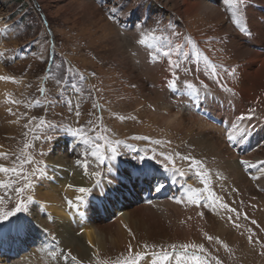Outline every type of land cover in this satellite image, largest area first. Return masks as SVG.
<instances>
[{
    "label": "rangeland",
    "instance_id": "1",
    "mask_svg": "<svg viewBox=\"0 0 264 264\" xmlns=\"http://www.w3.org/2000/svg\"><path fill=\"white\" fill-rule=\"evenodd\" d=\"M86 1L91 12L89 16L94 17L93 22L90 23L84 20L82 12L77 7L78 4L83 2L82 0H0V53H3V56H0V67L3 70V76L13 77L16 81L15 83L11 81L4 83L1 81V83L8 84L5 87L6 96H8L7 98L5 97V102L8 105L6 109L11 108L13 112L8 118L14 119V121H17L18 117L20 118L15 135H9L7 132L4 133L0 130V147L2 148L0 152L3 151L9 154L6 160L0 159V164L12 167L16 156L23 149L24 143L31 141L33 147L28 149V153L32 155L34 161H42L43 164L41 165H46V156L51 152L54 144L56 147L59 142L57 140L59 135L62 132L70 134L67 131L68 129L78 127L85 129L89 139L94 140L96 136L104 137L105 139L100 141L101 144L106 141H122L123 144L115 145L113 143L112 146L118 150L116 160H122L126 165L127 162H131L137 156V152L130 151V149H137L142 155L147 153V155H151V151L145 153V150L153 148L157 152H171L174 154L175 151L167 148L166 144V146L160 147L150 144L147 140L132 139L140 136L155 140V138L158 139L156 136L161 135L160 131H155L153 135H149V133L139 130L141 126L139 122L142 123L140 119H143L138 116L139 108L143 107L152 114L157 112L154 110L152 98L155 95L160 96L161 89L158 88V84L161 80L168 83L172 79L173 72L178 77L176 81L178 89L183 90L185 82L192 83L200 89L201 93L210 94V96L219 100L221 105H224V101H227L226 103L233 106L231 100L226 98L233 95L234 89L236 90L240 86V81L245 76L240 71L239 65L236 64L239 61L233 53L228 52L226 43L221 41V38H224L225 35L228 36L225 29L226 26H230L238 39L243 40L244 44H248L253 36L248 23L249 17H255L257 22L264 23L260 18L261 16L264 17V0H246L244 5H237L240 9L238 19L243 18L246 20L242 27L247 25V33L241 31L240 24L233 23L232 13L234 8L228 0H218L219 8L212 7L221 16H216L215 14L204 15V13L184 15L185 8L183 3H195L197 0H176L177 4L174 8L166 4L164 0H127L129 3L126 0H122L125 3L121 0L120 2L119 0ZM209 1L211 2L212 0ZM120 4H124V7L117 15V19H109V9ZM132 5L146 10V16L143 20L135 19L128 15ZM251 13H254V15H251ZM125 18L128 19L129 24L126 31L125 29L122 31L120 26H118V22ZM169 25H171V29H169ZM153 28L157 29L155 35L167 37L172 41V45L180 44L182 48L179 51H175L172 45L167 47L162 45L165 51L171 52L168 57H164L160 52H156L153 49L152 56L155 59L150 57L152 65L159 64L161 67L158 65L159 67L152 69V71L148 69L151 65L147 67V62L142 60L143 54L141 53L142 57L138 56L137 60L141 61L139 66L142 69L140 70L139 66H135L137 74L140 76V81L131 83L133 76H130L127 67L120 63L121 59H118L115 54L113 56L109 54L110 41L118 39L119 43H121V40H125L122 34L126 32L134 30L141 35L142 30L146 31ZM173 33L176 35H173ZM132 36L134 37V33ZM185 37H190L192 43L189 44ZM139 39L140 37H136L135 42H138ZM131 43L135 44L133 41ZM130 44L123 49L130 60L129 63H135V58L137 57L136 49L134 50ZM146 50L149 53V49L146 48ZM258 51L262 52L261 50ZM121 57L123 56L121 55ZM169 60L172 61L173 65L179 63L180 67L170 68ZM205 60H207V63H205ZM213 67L218 74L217 76L212 74ZM143 68H147L148 72ZM233 69L235 72L232 75L225 71ZM142 72H145L146 77ZM146 78L149 80L150 87H147L143 81ZM58 80L61 81L60 84H57ZM259 81L263 85L261 86L262 88L257 89L255 95H262L257 100H263L264 78ZM222 85L224 86L223 88L221 87ZM41 86L45 89L44 96H41L39 91ZM204 86L207 87L205 88ZM225 88L230 91H226ZM171 95L173 96L172 100L177 96L179 100L188 99L184 95L174 93ZM208 97L209 95L205 98ZM205 98L196 100L204 101ZM11 100L20 101V104L12 103ZM37 100L41 102L39 106L25 107L26 104H34ZM232 102L235 103L234 100ZM138 104L139 106L137 107ZM254 104L248 107L245 106L243 109L238 108L241 107V104L237 105V109L234 110L233 108L234 116L238 115L236 112L238 109L241 113L249 111L248 109H254L255 111L252 112L254 117L259 120L264 119L262 117L264 116V102L261 101ZM77 105L79 106V117L76 116ZM199 105L202 106L203 104ZM215 111L212 105L211 112ZM32 117L43 118L49 124L57 126L54 131L47 133V140L42 136L40 140L32 141L31 133L27 137L24 136L26 129L23 125L28 123V120ZM10 119H5V123H9ZM35 123H38V119L33 122V126ZM0 127L6 126L1 124ZM179 139L178 141H180ZM182 145V143H179L180 147ZM78 146L86 150L82 144L79 143ZM75 156L76 159L82 158L79 155ZM91 161L92 158L89 157L88 168L95 169ZM145 162L156 163L158 168L163 170L161 165L154 160L138 161V164H144ZM184 163L186 164L181 166L187 169L188 164L187 162ZM107 164L106 162L102 167L106 169ZM34 166L36 165H27L25 171L31 173ZM44 174L45 172H42L38 177L32 178L33 187L27 189L23 193V197H18L14 190L15 187H22L23 181L14 185L8 195H4V190H0V195L4 197L3 201L0 202V208L4 210H11L21 198L27 203V197H32V202L27 203L28 211H22L14 216L20 218L27 227H31V223L36 224L30 216L33 212H36V210H33V206L36 205L39 210H42L44 216L47 214L41 202L35 199V197H38L46 200L44 198L46 186L42 179ZM187 177L189 178L187 179ZM44 178H46V175ZM191 178H193V181ZM3 179L5 177L0 175V180ZM182 179L178 177L180 182L178 192L182 194L180 197L185 196L184 192H187V183L189 181H191V186H195V189L203 187L198 179L190 174L184 177V181ZM216 180L218 181L217 176ZM209 182H213L210 176ZM146 196H149V194L147 193ZM222 196L229 200L236 197L231 192H225ZM151 199L154 202H159L158 197H151ZM257 199L254 198L251 201L256 202ZM205 202L207 201H201V205L197 206L198 210L207 212L206 207L203 206ZM247 206L248 204L245 205V207ZM230 207L236 209L237 212L226 213L225 215L223 211L217 219L218 222L225 224L223 229L226 230L227 236L210 235L214 238H219L223 243L227 244V251L220 244L215 243V239L209 242L206 239V234L209 235L208 232H204L201 228L197 229L198 232L194 234V237L191 234L190 240L186 242L185 239L182 242L173 241L175 235L171 231L172 243L168 240L167 244L163 243L158 245L156 249L150 248L148 251L159 249L171 251L168 248L170 244L197 243L204 244L208 253L217 257L221 264H264V247L255 243L257 239L264 243V230L251 223L257 216L256 212H254V219H252L249 210L239 206L238 203ZM237 213L239 214V219H237ZM26 215H29L28 219L25 217ZM229 215L232 216V222L228 220ZM245 215H248L247 220L244 219ZM183 218L185 219L186 216L182 215L181 222L179 221L177 226L185 230L188 221H182ZM234 222L240 223L241 227L237 229L234 226ZM47 224L48 222L43 223L50 230L52 229L53 234H55L53 231L54 225L51 223H49L50 225ZM178 228L175 227L174 229L178 231ZM248 229L252 231L253 243H249ZM227 231L235 232L237 236L228 237ZM21 238L17 235L7 236L5 242L10 243V245L0 248V258L6 260L14 259L16 255L15 247H17L16 242L21 241ZM122 254L109 253L108 251L98 252L94 255L91 254V261L93 264H97V261L102 262V264H116L118 260L127 255L126 253ZM210 264H215V261H211Z\"/></svg>",
    "mask_w": 264,
    "mask_h": 264
},
{
    "label": "bare ground",
    "instance_id": "2",
    "mask_svg": "<svg viewBox=\"0 0 264 264\" xmlns=\"http://www.w3.org/2000/svg\"><path fill=\"white\" fill-rule=\"evenodd\" d=\"M82 1L77 5L79 11L82 12L84 20L89 23L93 22L94 17L89 16L91 12L87 1ZM164 1L172 8L177 4L176 0ZM217 1L197 0L195 3L184 2L185 11L183 14L194 15L196 13H204V15L215 14L216 16H221L213 9L219 8ZM131 12L133 13L131 17L135 19L143 20L146 16V10L137 6L132 5ZM251 15H254V13H251ZM259 15L261 16V14ZM260 18L264 21V17L261 16ZM245 22L246 20L241 18L238 23L234 24H240L242 27ZM248 23L253 32L250 43L244 44L243 40L238 39L230 26H226L225 29L228 36L225 35L224 38H221V41L226 43L228 52L233 53L239 61L236 64L239 65L240 71L245 76L240 81V86L236 90L234 89L233 93V99L236 100V104H241V107L236 106V108L240 109H243L245 106L248 107L251 104L255 105L254 103L256 102H264V99L257 100L262 95H255L257 89L263 85L259 80L264 78V53L254 51L256 50L255 48L259 50L263 48L264 50V23L257 22L255 17H249ZM128 24L127 18L118 22V26H120L122 31L123 29L126 31ZM133 33L134 37L132 36ZM122 36L125 40H121V43H119L118 39L110 41L111 44L108 52L111 56L115 54L118 59H121L120 63L124 64L127 67L129 75L133 76L131 83H136L140 81V76L137 74L135 67H138L141 63L140 60H137L138 56L142 57L143 54L142 60L147 62V67L151 65L148 68L151 71L160 65H152L146 47L135 42L136 37H140V34L132 30L122 34ZM132 41L135 44L131 43ZM129 44L134 50L136 49L137 57L135 58V63H129L130 60L125 55V50L123 49L127 48ZM139 68L140 70L142 69L140 66ZM0 69V75L3 76V70L1 67ZM148 69L145 68L144 70L147 71ZM143 75H145V72ZM143 81L147 87H150L147 78ZM2 82L7 83L6 81ZM4 83L0 81V125L2 124L6 127H0V130L4 133L7 132L9 135H15L14 133H16L20 122L15 123L14 119L8 118L11 116L6 109L8 105L5 102V97H8L6 96L5 87L8 84ZM158 85L163 95H155L152 98L154 110L157 112L152 114L143 107H140L138 116L143 119H140L142 123L139 122L141 124L139 130L149 133V135H153L155 131H160L161 135L156 137L159 140L170 141V144H166L167 148L184 155L190 154L192 157L202 160L210 173V177L213 179V182L210 183L211 190L216 195L222 197L223 203H227L230 206L231 203H238L239 206L249 210L252 219H254V212H256L257 216L254 220L257 223L255 225L264 230V197L254 189V185L259 187V189H264V174H254L258 178L255 184V179L253 181L249 180L243 174V169H247L248 167L241 164L242 160H247L251 164L264 161V148L260 147L251 154L241 156L240 150L243 149L239 141L235 143V147L233 148L227 146L226 132H223L222 128L221 130L217 128L219 126L213 127L196 117L195 115L198 114L196 107H191L189 109L191 112L185 110V108H180L178 97L172 100L173 96L167 83L161 80ZM6 90L8 89L6 88ZM247 112L245 114L252 115L253 119L245 122H250L257 129H264V124H262L264 123V119L259 120L254 117L252 112ZM245 114H239V116ZM201 116L207 120L208 113L201 114ZM5 119H10L9 123H5ZM178 138H180V141H178ZM57 140L59 142L56 144V147L54 144L53 150L51 149V152L46 156L47 164L40 166L43 172H45L42 179L46 186V191L44 192L46 200L34 196L36 200L41 202L47 214L44 216L43 211L39 210L35 205L32 208L36 212H33L34 214L32 213L30 216L36 224L31 223V227H27L18 217H11L4 222L0 221V247L4 246L1 240L4 239L6 234L22 237L21 241L16 242L17 247H15L16 255L14 259L6 260L0 258V264H63L61 258L58 257L56 260L51 258L49 253L52 251L60 253L70 252L71 255L76 256L81 261V264H93L91 260L92 255L95 253L108 251L109 253L127 254L129 243L132 244L134 252L137 250L144 251L140 247L143 243L158 246L163 243L167 244L168 240L171 242L173 238L172 232L175 235L173 241L182 242L185 239L186 242L190 240L191 234L194 237V234L198 232V228L203 229L204 232H208L209 235L227 236L226 230L223 229L225 224L217 221L219 210H221L219 207L213 209L209 204L205 208L208 211L205 212L198 210L196 205H187L186 203L176 204L173 202L172 197L181 198L180 195H182L181 193L178 194V176L175 177V183H169L167 178L163 179L167 187L161 192L154 190L153 184L143 178L139 169L146 166L149 169H157L158 164L149 162L138 164V161L134 159L131 162H127L126 165L122 160H116L114 165L109 164V167L113 168L110 175L102 166L97 168L91 161L95 169L88 168V175H85L84 169L78 167L76 164L78 159L75 158V155L82 156L85 151L83 148H79V142L71 134H65L64 132L59 135ZM179 143L183 145L180 147ZM177 163L179 166L186 164L179 161ZM98 170L101 172L102 186L93 188L91 194L85 198L80 210L73 211L68 207L66 200H73L75 202L77 193L74 191V188L68 186L92 187L95 181H92L91 172ZM261 171H264V165H261ZM156 174L164 175L161 169ZM45 175L46 178H44ZM216 176L220 182L216 180ZM191 180L193 181V178ZM182 181H184V178ZM134 182L137 184L134 185ZM190 184L191 181L187 183V185ZM192 184L194 183L192 182ZM192 188H195V186H192ZM147 190H151L155 194L157 193L156 197H159V202L149 203L148 199H141L140 197ZM225 192L235 194V199L229 200L223 198L222 194ZM254 198H258L256 202L251 201ZM246 204H248L247 207H245ZM198 213H203V216L201 217ZM182 215L186 216L182 221H188L185 230L177 226L178 222H181ZM25 217L28 219L29 215ZM47 222V225H50L49 223L54 225L53 231L55 234H53L52 229L50 230L48 226L43 225V223ZM34 225L36 226L34 227ZM175 227L179 230L174 229ZM129 230L132 235H129ZM229 232L228 237L236 235L235 232Z\"/></svg>",
    "mask_w": 264,
    "mask_h": 264
},
{
    "label": "snow or ice",
    "instance_id": "3",
    "mask_svg": "<svg viewBox=\"0 0 264 264\" xmlns=\"http://www.w3.org/2000/svg\"><path fill=\"white\" fill-rule=\"evenodd\" d=\"M228 2L233 5V23H238V17L240 15V9L237 7V5H244L246 3V0H228ZM124 7V4H120L119 6H113L109 9L110 15L109 19L116 20L117 15L122 11ZM139 7V6H137ZM133 13L131 11L128 12V15H132ZM118 22V21H117ZM169 29H171V25L168 26ZM157 29L153 28L151 30H142L140 39L138 40V44H140L143 47H146L149 49L150 57L152 59H155L154 56H152V50L155 49L156 52H160L164 57H168L171 52L165 51L164 47H167L169 45H172V41L168 39L167 37H162L155 35ZM241 31L247 33V29L245 27H241ZM250 34V33H248ZM173 35H176L173 33ZM185 40L191 44V38L185 37ZM162 45L164 47H162ZM173 50L179 51L182 48V45L176 44L172 45ZM0 56H3V53H0ZM205 63H207V60H205ZM169 67L170 68H179L180 64L176 63L173 65L172 61L169 60ZM228 71L229 75H232L235 70H225ZM212 74L214 76H217L215 68H212ZM178 77L175 75V72L172 73V79H170L167 83V86L169 90L177 95H184L189 98V100L194 101L196 99L205 98L207 93H201L200 89H198L194 84L185 82L184 89H178L176 86V81ZM0 81H11L15 83V79L10 76H0ZM61 81H57V84H60ZM205 88L207 86H204ZM224 87L223 85L221 86ZM226 91H230L229 89H226ZM41 96H44L45 89L43 86L39 89ZM12 103H15L17 105L20 104V101H11ZM40 101H35L34 104H26L25 107L31 108L33 106H39ZM71 103V102H69ZM95 107V105H93ZM254 109H250L249 112H254ZM9 114H13L12 109H8ZM23 115V114H22ZM79 106L77 105L76 110V116L79 117ZM19 117L16 123H19ZM38 123H35L33 126V122L37 121ZM253 119L252 115H240L236 118V121H234L229 129L226 130V138L229 141L230 144H235L239 141V138L244 137L247 132L251 130L250 126L246 127H240V124L244 121H251ZM23 127L26 129L24 132V136L27 137L29 133L32 134V141L40 140L41 137L45 140L48 139L47 133L49 131H54L56 129V125L49 124L45 119L43 118H37L32 117L28 120V123L24 124ZM80 144L84 146L86 149L83 154L82 158L78 159L76 161V164L78 167H82L84 169V174L88 175V167H89V157L92 158V162L96 165V167H101L106 164H112L114 165L117 156H118V150L116 147H113V143L115 145H121L123 144L122 141H106L104 144H101L100 141L104 140L105 138L102 136H96L94 140L89 139L86 135L85 129L83 127L78 128H70L67 130ZM132 139L135 140H147L150 144L163 147L165 144H170V141H163L159 139L152 140L149 137H133ZM33 147V143L31 141L24 143L23 149L21 152L16 156L15 160L13 161L12 167H8L5 164H0V175L4 176L5 179L0 180V190H4V195H8L14 185L20 183L23 181L22 187H15V193L18 197H23V193L33 187L32 185V178L38 177L42 174L43 169L40 167L41 164H43L42 161L36 162L34 161L32 155L28 153V149ZM130 151L137 152L136 159L137 161H157L161 168L163 169V176L157 175L156 173L160 172V169H149L147 166L145 168L139 169V171L142 173L143 178L153 184L154 190L156 192H161L166 187L165 183L163 182V179L167 178L171 182L175 183V177L184 178L187 175H192L195 178L198 179L199 183L203 185L201 189H195L192 188L191 185L187 186V192L184 197L181 198H175L172 197L174 203L176 204H183L186 203L187 205H196L200 206L201 201H207L208 203L204 204V207H208L209 204L213 207V209L219 207L220 209L226 210L227 213H236L237 210L230 207L229 204L222 202V197L216 195L211 190V185L209 182V176L210 173L206 168L205 163L200 160L192 157L189 155H184L180 152H175L174 154L169 152H157L155 148L151 150H145V153L148 151H151V155L147 154H140L139 150L137 149H130ZM8 153L0 152V159H7ZM177 161L184 163L187 162L188 167L185 169L182 166H179ZM35 164L32 168L31 173H28L25 171V168L27 165ZM242 165H245L248 168L255 167L256 165L251 164L247 160L241 161ZM261 165H264V161L260 162ZM170 166V167H169ZM106 171L112 172L113 168H107ZM92 177L95 181L92 187H75L73 185H69L68 187L74 188V191L77 193L75 197V202L73 200H66V203L68 204V207L72 209L73 211H79L81 205H83L85 198L91 194L93 191V188H99L102 186L101 181V172L100 171H94L92 172ZM235 191V189H233ZM3 195H0V202L3 201ZM10 198V196H9ZM32 202V197H27V203ZM27 203H25V200L21 198L16 204L15 207H13L11 210H4L0 208V221H7L10 217L16 216L17 213H20L22 211L27 212L28 207ZM151 203V201H149ZM201 217L203 216V213H198ZM237 219H239V214L237 213ZM244 219L247 220V215L244 216ZM228 220L232 222V216H228ZM252 224H256L257 222L255 220L251 221ZM234 226L239 229L241 227L240 223H235ZM249 236L248 240L249 243H253L252 239V231L251 229H248ZM129 235H132L131 231L129 230ZM206 239L211 242L215 239V243L220 244L221 247L224 248L225 251L228 250V245L223 243L219 238H214L210 235L206 234ZM256 244H260L261 247H264V243H262L259 239L255 241ZM144 249V251H133L132 244L129 243L128 249H127V255L118 260L116 264H210L211 261H215V264H221V261L208 253L206 250L204 244H197V243H181V244H170L168 248L171 249V251H168L167 249H159L149 252L148 249H156L158 246L156 245H150L148 243H143L140 245ZM51 258L53 260H56L58 257L63 260V264H81V261L74 255H71L70 252L66 253H60L57 251H52L49 253ZM123 255V254H122ZM97 264H102V262L97 261Z\"/></svg>",
    "mask_w": 264,
    "mask_h": 264
}]
</instances>
